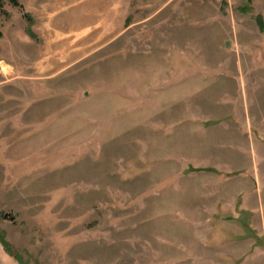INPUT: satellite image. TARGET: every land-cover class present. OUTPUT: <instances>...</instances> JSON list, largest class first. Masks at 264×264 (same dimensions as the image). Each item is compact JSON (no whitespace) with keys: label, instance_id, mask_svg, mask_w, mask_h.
Instances as JSON below:
<instances>
[{"label":"rangeland","instance_id":"1","mask_svg":"<svg viewBox=\"0 0 264 264\" xmlns=\"http://www.w3.org/2000/svg\"><path fill=\"white\" fill-rule=\"evenodd\" d=\"M5 0L0 233L27 264H264V0ZM0 242V264H20Z\"/></svg>","mask_w":264,"mask_h":264},{"label":"trees","instance_id":"2","mask_svg":"<svg viewBox=\"0 0 264 264\" xmlns=\"http://www.w3.org/2000/svg\"><path fill=\"white\" fill-rule=\"evenodd\" d=\"M5 0H0V6L2 5V3L4 2ZM13 4H18L15 0H10ZM0 38H2V34L0 33ZM0 242L2 244V246L4 247V249L10 253V254H15L12 250V248L10 247V244L6 241L5 237L0 233ZM15 258L18 260V262L20 264H27L23 261L22 257L18 254H15Z\"/></svg>","mask_w":264,"mask_h":264}]
</instances>
